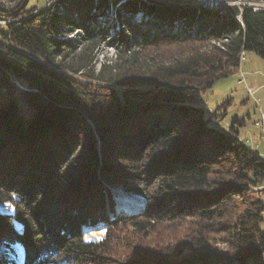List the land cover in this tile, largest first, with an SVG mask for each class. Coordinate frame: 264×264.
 Listing matches in <instances>:
<instances>
[{"label":"trees","instance_id":"1","mask_svg":"<svg viewBox=\"0 0 264 264\" xmlns=\"http://www.w3.org/2000/svg\"><path fill=\"white\" fill-rule=\"evenodd\" d=\"M27 4L0 9V264H15L13 244L23 264H261L264 161L196 102L237 71L241 53L264 60V9ZM103 46L114 65L95 73ZM117 186L142 197L140 215L114 213ZM185 220L197 226L188 245L135 243ZM92 230L102 239L87 240ZM209 235L228 251L205 250Z\"/></svg>","mask_w":264,"mask_h":264},{"label":"rangeland","instance_id":"2","mask_svg":"<svg viewBox=\"0 0 264 264\" xmlns=\"http://www.w3.org/2000/svg\"><path fill=\"white\" fill-rule=\"evenodd\" d=\"M54 1L56 0H28L27 8L33 10L44 9L51 5ZM161 1H190V4L194 5L195 3L194 6L202 7L209 11H228L231 7L242 8V6L246 3L253 6H262L264 3L263 0H220L222 2L221 4L218 6L216 5V7H211L204 3H198L197 0ZM20 2L21 0H0V9H3L4 12L10 11ZM35 14L36 12L30 13V17ZM109 15H111L110 17L114 21L115 11L113 7L109 8ZM0 26H2V24H0ZM109 35H112V33L109 32ZM79 36L80 33L76 31L70 35L69 38L80 42L77 40ZM80 44L81 43H78L77 45ZM173 51L174 50L168 49L164 50L163 53L171 54L174 53ZM115 54L116 52L113 48L105 46L100 47L94 54L96 56V62L93 64L95 73L99 70L100 64L112 67L114 65ZM242 59L240 60V67L237 71L227 78L216 81L211 89L200 95L196 105L204 108L205 117H208L213 113L216 114V121H211L210 125L219 131L227 133L229 128L234 126L239 132L240 141L252 152L259 155L264 161V120L262 121L261 119V117L264 116V60L260 59L253 53L244 54ZM59 71L64 75L69 76V78L74 81L79 83H88L86 79L80 76L68 74L61 69H59ZM10 82L16 87V90L14 92L11 91L9 95L15 96L16 91L20 90L22 86L17 85L13 80ZM91 83L97 85V83ZM235 121H241V127H238ZM121 189L122 187L120 186L113 189L110 188L114 204V213L116 215L123 214L126 216L140 215L145 208V202L142 197L129 194L128 192L126 193ZM130 197L136 202L135 204H132L134 207H132V210L128 212L123 210V207L119 203L120 201L124 202L130 199ZM110 216L112 215L110 214ZM196 227V223L192 220H185L181 222L163 221L160 225L154 227L152 232L147 233V236L144 235V237L141 238L142 235H138V237L136 235L137 238L135 239V243L143 247L148 245V248L152 249H162L167 244L175 245V247L178 248L181 245L183 246L187 244V239L191 238L195 234ZM120 230L121 227L118 228V234H120ZM261 230L264 233V226L261 227ZM126 231H129V229ZM103 232L104 230H92L89 234H86V239H102ZM206 239L208 240V244L205 246V250L222 253L228 251V247L222 243L219 236L209 235ZM9 250L10 251L7 252L9 258H11L15 264H20L22 258H24V250L22 246L19 244H13ZM117 251H119L116 252L117 256L127 252L120 249ZM261 264H264V254L261 257Z\"/></svg>","mask_w":264,"mask_h":264},{"label":"bare ground","instance_id":"3","mask_svg":"<svg viewBox=\"0 0 264 264\" xmlns=\"http://www.w3.org/2000/svg\"><path fill=\"white\" fill-rule=\"evenodd\" d=\"M206 5L211 6V7H216V5L218 6L219 4H221L222 2L220 0H206L205 1ZM244 57V53L240 54V58ZM259 190H261V188H259ZM135 200H133V198L130 197V199L122 202L120 201V205L123 207V210H126L128 212H130L132 210V207H134L132 204H135ZM137 208V207H136ZM120 210V209H119ZM135 210V209H134Z\"/></svg>","mask_w":264,"mask_h":264},{"label":"water","instance_id":"4","mask_svg":"<svg viewBox=\"0 0 264 264\" xmlns=\"http://www.w3.org/2000/svg\"><path fill=\"white\" fill-rule=\"evenodd\" d=\"M142 2H145V3H151V4H164V5H178V6H194L193 4H190V1H187V2H165V1H161V0H140ZM206 0H202V2L205 4ZM198 2V0H197ZM199 3V2H198ZM196 3V4H198ZM183 4V5H182ZM112 189L113 188H117V187H111ZM122 191L126 192L124 188L121 189ZM127 193V192H126Z\"/></svg>","mask_w":264,"mask_h":264},{"label":"built area","instance_id":"5","mask_svg":"<svg viewBox=\"0 0 264 264\" xmlns=\"http://www.w3.org/2000/svg\"><path fill=\"white\" fill-rule=\"evenodd\" d=\"M264 1V0H263ZM199 3H203L202 0H198ZM244 6H248V7H251L254 11H259V10H263L264 9V3L262 4V6H253V5H249V3H246L245 5H243L242 7ZM223 8V7H222ZM221 9V8H220ZM0 24L4 25L5 22H0ZM242 59V58H241ZM240 59V60H241ZM243 60V59H242ZM262 121L264 120V116L261 117ZM261 188V192L263 193V203H264V183L262 184V186L260 187Z\"/></svg>","mask_w":264,"mask_h":264}]
</instances>
